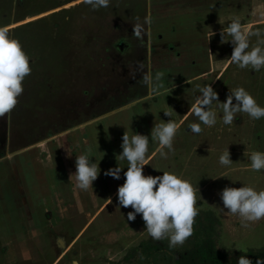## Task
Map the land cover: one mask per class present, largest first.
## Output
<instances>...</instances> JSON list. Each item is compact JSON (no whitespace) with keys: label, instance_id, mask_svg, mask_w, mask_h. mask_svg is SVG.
Here are the masks:
<instances>
[{"label":"rangeland","instance_id":"1","mask_svg":"<svg viewBox=\"0 0 264 264\" xmlns=\"http://www.w3.org/2000/svg\"><path fill=\"white\" fill-rule=\"evenodd\" d=\"M249 1L206 0L203 8L210 17L206 20L207 26L211 25L213 17L219 21V28L234 20L233 17L241 24H248L251 19L241 17L250 8ZM68 2L71 0H0V25L9 26V35L20 42L32 69L22 82L23 92L17 98L16 107L0 116V224L6 219L9 233L15 235L16 231L22 232V223L24 233L30 237L35 232L30 217L32 211L41 232L39 239L36 236V241L24 244V257L19 256L21 249L17 243L9 244L16 264H72L74 259L79 264H237L241 255L255 264L258 256L264 257V218L243 227L238 215L221 210L219 193L226 186L264 189V169L255 171L248 167L252 151L264 152V117L256 120L247 113L237 112L233 123L225 125L220 119L221 113L211 126L213 130L207 129V125L204 128L201 123L200 134H210L207 137L210 141L200 144L193 156L188 147L179 158L173 160L168 155L171 162L160 161L158 154L150 165L153 176L162 175L163 171L174 172L188 180L195 190L198 215L192 235L183 244L169 247L167 237L150 238L140 215L133 221L127 220L131 206L118 207L116 198L117 186L124 182L123 177L119 180L111 177L116 192L100 210L102 195L99 193L95 194V204L89 200V188L72 194L71 183L73 181L74 187L76 181L75 177L70 179L71 163L68 165L65 159L85 152L81 139L83 136L87 139V134H83L85 127L102 125L107 134L111 132V136L116 135L121 142L124 132L131 136L136 124L133 115L123 109L138 101L141 105L144 101L147 106L142 98L147 93L144 50L148 23L140 15H128L132 8L138 12L145 9V0H109L106 7L96 9L80 0L77 5L72 3L55 11L57 6ZM149 2L156 16L167 10L189 9V5L196 4L195 0ZM251 3L253 5V1ZM190 25L199 29V19L194 17ZM134 27L139 36L134 34ZM121 43L125 45L123 52L119 48ZM219 59L221 61L220 55ZM236 74V87L256 89L254 98L263 106L264 96L256 97L259 71L237 67ZM248 77L255 79L252 86ZM139 78L142 81L137 82ZM195 86L199 89V82ZM211 106L219 105L214 102ZM73 132L79 133V137ZM183 132L195 135L188 130ZM216 135L220 140H216ZM100 147L97 145L95 151L106 153V147ZM110 148V158L122 151L120 145ZM226 149L233 163L221 165L219 156ZM11 155H14L13 160L8 159ZM50 155L61 162L60 165L63 162L64 166L56 167L59 178L53 170L47 172L51 167ZM116 163L127 167V161L122 160L121 163L109 162L107 168ZM4 175L9 178V184ZM51 186L57 199L54 209L49 210L52 229L44 211V207L51 205L48 199ZM87 196L88 204H85L83 200ZM26 198L33 210L23 205ZM25 214L29 219H25ZM3 245L0 242V264H7Z\"/></svg>","mask_w":264,"mask_h":264},{"label":"clouds","instance_id":"2","mask_svg":"<svg viewBox=\"0 0 264 264\" xmlns=\"http://www.w3.org/2000/svg\"><path fill=\"white\" fill-rule=\"evenodd\" d=\"M93 9L106 7L109 0H85ZM145 23L151 24V17L145 18ZM139 27V26H137ZM137 27L133 28L135 35L139 36ZM262 29L250 32L238 19L232 20L220 30L221 40L225 34L231 37L232 52L227 58L230 64H235L239 68H251L253 72H258L264 68V37H261ZM8 25H0V116L13 110L23 92L22 82L31 73L29 57L23 51L20 42L9 35ZM216 33L212 30L208 34L209 40ZM258 37L255 45L250 46L249 36ZM163 73L157 72L155 80L159 81ZM144 83L148 85L149 95L154 92L159 94V86H153V76L151 71L144 76ZM200 95L197 96L192 111L199 122H191L188 130L192 133L202 131L201 123L209 127L217 122L216 113L211 109V105L216 102L222 107L223 115L220 119L225 125H231L237 112L247 113L252 119L259 120L264 117V106L257 103L254 96L244 87L238 86L227 95L224 102L219 101L218 93L211 84L200 87ZM235 100V103H233ZM169 116L168 112H164ZM178 124L169 119L167 122L154 124L150 136L153 141H158L159 147L156 152L161 158L166 159L169 152L173 151V139L178 131ZM120 145L122 151L116 155L120 160L127 161L126 171H123L124 182L117 186L116 198L118 207H129L131 211L127 213V220L133 221L140 215L144 221V231L153 240H161L167 237L169 247L183 244L193 233V224L198 215L196 207V195L192 184L174 172L163 171L162 175L153 176L144 174V166L147 165L149 157V135L134 133L129 136L125 131ZM167 149L165 151L164 149ZM248 159L252 170L260 171L264 169V152L252 151ZM221 165H230L229 149H226L219 156ZM75 172L70 174V179L74 176L76 187L87 190L93 187V182L100 174V167L93 161L87 152H84L75 159ZM124 168L112 167L104 172V175L114 179H121V172ZM220 200L227 212L236 214L241 218V225L248 227V222H255L264 218V189L257 191L255 188L242 185L239 188H223L220 193ZM111 200V198H109ZM72 264H79L74 259ZM237 264H253V261L246 255H241L237 259ZM255 264H264V257L258 256Z\"/></svg>","mask_w":264,"mask_h":264},{"label":"crops","instance_id":"3","mask_svg":"<svg viewBox=\"0 0 264 264\" xmlns=\"http://www.w3.org/2000/svg\"><path fill=\"white\" fill-rule=\"evenodd\" d=\"M137 1L140 2V0ZM145 1H146L145 9L143 8L142 11L138 12L136 9L132 8L130 10V13H128V15H137V16L140 15V18L141 17L146 18L149 16L151 17V24L147 25L148 39L144 51L147 54V68H146L147 73L149 72V70L151 71L153 76V86L154 87L159 86V94H156L154 92L152 95H149V88L148 85L146 84L147 93L142 99H144L145 102H147L145 103L147 104V106L144 105V101L142 102V105L141 102L138 101L137 103L123 110L126 111L128 110L129 114L131 116L133 115L132 116L133 121L136 123L135 127L133 128L134 133L149 135V146H148L149 151L146 154L149 157V159L147 160V165L144 166V174L148 175L152 173L150 170V165L153 162H155L158 156V153L155 156L151 155L153 152H156L159 147L158 141H153V139L150 136V132L154 124H159L164 121L167 122L169 119L174 120L179 127L173 139L174 150L169 152L168 155L171 156L172 159L174 160L176 157L179 158V155L180 153H182V151H186L188 150V147H190L191 155L193 156L194 153L196 152L195 151L196 148L199 147L200 144L207 143L208 141H210L209 139H207V137L211 136L210 134H207L205 136L206 133L203 134L195 133L194 136H189L183 132L184 130H188L189 123L199 122L198 117H196L195 114L192 111H190V109L192 108L193 104L196 101L197 96L200 95V90H199L200 88L197 89L195 84L199 82L200 87L204 86L205 84H211L213 89L218 93V98L221 97L224 100L226 99L229 92H231L233 89L236 88V83H235L237 80L236 69L238 66L235 64H230L227 60V58L231 55L232 52L231 51L228 53L227 49L231 48L232 50L233 46L230 42L231 37L228 34H225L224 39L221 41L220 30L223 27L219 28V21H217L215 17H213V19L210 20V22L212 21L210 23L211 25L207 26L208 24L206 20L207 18L210 17L206 13L207 9L203 8V4L206 3V0H195L196 4L189 5L188 6L189 9L184 7V9H181L179 11L167 10L166 13L161 16H156L155 12L151 11V2H149V0L148 1L145 0ZM251 1H253V5ZM77 2H80V0H71L70 3L68 2L66 4L57 6L55 11L61 10L63 7H67L68 5L70 6V4L72 3L77 5L78 4ZM171 2H179V0H171ZM249 2H250L249 3L250 8L248 9V11H245L244 15L241 18H245V19L250 18L251 22L248 23L249 25L245 23L242 25H245L250 32H254L258 28L264 30V0H250ZM128 7L127 8L129 11L130 6ZM194 17H196V19H199V29L198 28L193 29V26L190 25ZM229 17H233V15ZM232 19H236V17H233ZM212 30L216 34L209 40L208 34ZM204 35H207V37ZM260 35L261 37H264V31H262ZM252 36L253 35L249 36V40L251 44L250 46L255 45L258 39L257 36L254 39ZM253 41H255V43H253ZM123 43H121L119 47L121 48L122 52L124 51V46H125ZM220 45H222V47ZM224 48H226V51L224 50ZM219 50L220 51L223 50V51L219 53L218 52ZM219 55L221 56V61L219 59ZM157 72L163 73L159 81L155 80V74ZM248 79H249L248 80L249 84L252 86L253 80L255 79H252L251 77H248ZM257 80H258L259 90L256 97L261 98L264 96L263 95L264 92L262 91L264 90V87L262 86L264 85L262 84V82H264V68H262L259 71V78H257ZM139 81H142L141 78L137 80V82ZM246 90L249 91L253 96L254 93L256 92V89L246 88ZM210 107L217 114V117H219L221 113L223 114L222 108H220L219 106L216 107L210 106ZM164 112H168L169 116H166ZM101 126L90 127V128L85 127V131H83V134L84 133L87 134V139L85 138V136L81 138L82 141H84L83 142L84 151L88 153L89 157L93 161H96V163L99 164V167L101 169L97 179L93 182V187H89L90 189L89 200H91L92 204H95L96 202L95 194L99 193V195H102L98 210L106 206L109 200L108 197L111 198V194H114L116 192V190L112 187L111 176L109 177L104 175V172L108 169L107 164L109 165V162H113V161L119 163L122 162V160L118 158L116 160V155L118 153H116L112 158H110L112 156L110 152L111 150L110 146L112 145L119 146L121 145L122 141L120 142L116 135L111 136L112 135L111 132L109 133L110 134L109 136V134H107L108 133L107 129H103ZM202 126L206 128V125L202 124ZM209 128L213 130V127L207 126V129ZM74 132L73 134H76L79 137L78 135L79 133L77 132L74 133ZM97 135H100L101 139L97 138ZM215 138L216 140H220L217 138V135ZM79 139L80 138H78V142ZM85 141L91 143L88 145L85 143ZM97 145L102 146L100 147L101 149L103 147H106L105 150L106 153L102 151L96 152L95 150H97ZM165 151H167L166 148ZM13 156L14 155H11L8 159L13 160L12 159ZM41 156L44 157L45 160H48V157H45L44 154H42ZM50 158H51L50 160L51 163L49 162L48 164L51 167H49L50 169H47V172L53 170L55 176L59 178L58 173H56L57 172L56 167L64 166L63 162L60 165L61 162H59L56 158L54 159L51 155ZM75 159H76L75 157H71V156L66 157L65 159V163H67L68 165L71 163L70 165L72 168L71 169L72 173H74L76 170ZM172 159H169L167 157L166 159L161 158L160 161L163 160V162L166 161L171 162ZM116 166L117 163L113 167ZM118 166L124 168L123 171L127 170L125 168L126 166L124 163ZM110 168H112V166H110ZM121 177H123L122 173H121ZM4 178L6 182L9 184L10 183L8 180L9 178H7L5 175ZM109 179L111 180L110 185H108ZM72 183H71V192L73 195H76V192L77 194L79 192L77 191L79 190V188H77L76 186L73 187ZM98 187L100 191L97 192ZM54 190L52 189L51 186V193L49 194V198H48L49 200L51 199L49 203L51 205L48 207H44V211L46 213L45 215L48 216L47 221L50 229H52L54 225L51 221L50 218L51 213L49 212V210H51L52 208L54 209L53 206L56 205V200H57L55 199L56 194ZM7 192L9 193L8 197H10L11 196L10 186H9V191ZM103 196H105V198H103ZM62 199H64V196H62ZM26 200H27L26 202H23V205L26 206L27 210H33V208H31L30 206L29 203L30 201L27 198ZM83 201L85 204L86 203L88 204V196L87 198L84 197ZM67 207L69 208L71 206L67 204ZM25 215H26L25 219H29L28 215L27 214ZM3 216L4 218L7 217L6 215ZM30 217L32 220V225L35 226V232L31 233L30 237L26 236V233H24V228H22V223L20 225L22 229L20 228V230L23 233L20 232L19 234L18 231H16L15 235L9 233L7 229L8 225L6 224V219L4 220L5 222H3V224H0V242L5 244L3 245L2 249L3 251H5L4 259L7 264H14V263L16 264V258L13 257L14 256L12 255L13 250L10 248L9 245L11 242L17 243V245L20 246L21 250L19 251L20 252L19 256L24 257L23 256L24 255L23 253H25L24 244L29 241L32 242L36 241L34 239L36 236L37 239H39L38 236L41 234L40 226H39L40 223H38V220L32 214V211L30 213ZM28 230L32 231L30 227Z\"/></svg>","mask_w":264,"mask_h":264}]
</instances>
